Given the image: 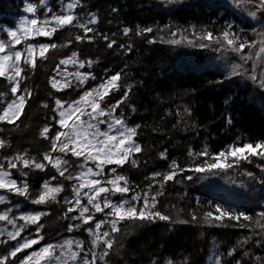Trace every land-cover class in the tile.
<instances>
[{
    "label": "trees",
    "instance_id": "1",
    "mask_svg": "<svg viewBox=\"0 0 264 264\" xmlns=\"http://www.w3.org/2000/svg\"><path fill=\"white\" fill-rule=\"evenodd\" d=\"M67 2L69 0H0V39L7 41V32L16 31L21 19L28 15L51 21L53 14L65 11ZM257 3L258 0H179L177 3H168L167 0H81V6L72 11L81 23L92 15L96 16L97 23L89 25L95 29L88 33L91 41L87 38L76 41L75 37L83 36L84 31L74 24L59 29L51 37L33 36L16 45L22 52L28 43L37 45V48L40 44L53 43L58 47L49 50L47 59L37 56L35 70L26 69L28 78L21 87L26 85L32 97L15 124L0 123V139L6 142L5 147L0 148V163L6 164V157L27 153L47 167L42 171L23 168L20 164L11 170L13 177L28 182L33 196L42 190L45 181L50 186L63 184L64 191L56 202L43 205L32 204L24 197L6 191L0 192L6 196L5 202L0 204V214L7 213L17 226L0 221V259L8 256L6 264H19L40 246H58L69 238L83 241L86 249L91 247L90 235L84 231L87 225L79 231H67L69 224L80 223L65 218L70 205L64 202L65 197L73 199L71 186L78 181L65 180L47 161H43V155L50 152L51 147L39 133L45 124L49 125L51 135L61 130L57 123L58 112L52 111L56 107L55 99L79 100L85 91L120 73L118 83L121 90L111 92L102 107L115 104L131 87L128 99L114 115H122L128 127L139 125L135 139L142 152L134 154L138 166L128 163L117 169L127 177L133 192L123 197L117 194L112 199H130L136 192H148L149 196L163 192L157 197L156 208L172 219L122 222L119 225L121 231L113 234L116 243L109 257L105 258L107 264H168L169 261L172 264H215L210 263L213 257H219L221 264H264V230L254 223L240 227V224L248 223L243 219L239 222L225 219L212 225L203 220L207 211L216 215L217 207L233 213H245L254 220L258 218V214L264 211V171L256 164H264V161L253 157V163L242 162L239 167L234 165L227 171L197 172L194 168L209 157L188 155L190 149L202 152L207 147L209 153L215 154L229 145L264 140V87L260 84L264 79V53L260 52L258 43L264 39V13L257 9ZM30 6L35 9L33 14L27 11ZM252 11H256L255 17L249 14ZM229 24L234 32L249 41H257L256 46H246L237 55L210 41H199L193 34L194 30L198 34L207 29L219 36ZM125 27L131 30L127 36L123 34ZM147 28L153 31L138 34ZM172 32L177 35L173 37ZM105 35L108 40L103 39ZM181 36L187 39L179 44L161 40L180 39ZM111 40L116 44L108 48ZM152 40L155 42L150 43ZM188 40H192L195 46ZM200 43L209 46L200 47ZM72 52L77 53L78 61L85 62L84 68H79V63L59 64L60 60L71 57ZM242 56L250 59H242ZM89 60L93 61L91 67L87 65ZM75 69L80 73H90L96 79L89 78L79 85L76 77L72 76V87L60 89L57 85V88H52V77L56 79L65 73L62 70L71 73ZM253 74L256 80L251 79ZM8 89L9 82L0 78V91L7 94L5 101L12 98ZM45 103L48 108L43 107ZM162 152L165 158L161 157ZM52 155L64 154L53 152ZM64 158L72 164L69 171L77 175L83 158L77 159L70 154ZM173 161L183 169L177 170L173 180L164 182L162 176L153 178V173L172 171ZM87 167L94 168V165L89 162ZM112 167L116 166L106 167L104 178H111L109 171ZM21 170L27 176L22 177ZM246 171H251L253 177L247 176ZM36 212L44 213L39 222L41 227L25 224L20 219ZM78 214L76 211L68 216ZM193 214L196 221L192 220ZM96 217L103 219L100 214ZM179 220L188 223H179ZM20 225H24L20 237L11 239L8 233H14ZM108 230L107 224L101 228V231ZM40 237L43 239L39 244L25 249L16 257L9 255L17 242ZM245 238L248 242L242 244ZM233 249L235 254L229 256L228 252ZM97 264L104 262L97 261Z\"/></svg>",
    "mask_w": 264,
    "mask_h": 264
},
{
    "label": "snow or ice",
    "instance_id": "2",
    "mask_svg": "<svg viewBox=\"0 0 264 264\" xmlns=\"http://www.w3.org/2000/svg\"><path fill=\"white\" fill-rule=\"evenodd\" d=\"M168 3H177L179 0H167ZM251 2V0H250ZM81 6V0H69L65 5V11L59 14L52 15V21L54 26L49 27V21L38 26L37 19H32L27 22L26 26H23L19 32L8 31L7 41L0 39V78H4L9 82L8 91L11 94L10 99L4 100L7 95L5 92L0 91V123L15 124L24 113L25 106L29 99L32 97V92L25 85L21 87L22 82L28 78L26 69L35 70L37 67V45L28 43L24 52L17 49L15 46L20 45L22 42L27 41L33 36H47L51 37L59 29L75 26L83 29L84 35H77L76 41H82L85 38L92 40V37L88 36V33L95 31L89 25L97 23V18L92 15L86 22L81 23L79 17L73 13V9ZM257 9L264 13V0H258ZM28 12H34L33 7H28ZM51 11V9H49ZM252 17L256 16V11L249 13ZM131 30L127 27L123 29V34L127 36ZM151 28L142 29L140 33H151ZM194 35H197L199 41H210L212 44L220 45L225 51H231L240 55L245 47H255L257 41H249L244 38L240 33L232 30V25L229 24L219 36H216L212 31L207 29L202 30L200 33L193 31ZM173 37L177 35L176 32H172ZM103 39L108 40L105 35ZM187 39L185 36H181L180 39L163 40L162 42L169 44H179L182 40ZM71 42V41H69ZM155 42L154 40L149 41ZM189 44H193L192 40H188ZM260 52L264 53V39L259 42ZM116 44L115 40H111L108 44V48H112ZM195 46V45H194ZM200 47H207L208 44L200 43ZM39 58L47 59L46 54L50 49H56L57 44H40L39 46ZM123 47V45H121ZM131 47L129 46V51ZM220 50V49H216ZM259 55V53L257 54ZM23 56V61H22ZM242 59H250V57H241ZM22 62V63H21ZM69 63H79V68L85 67L84 61L77 60V53L72 52L71 57L60 60V65H68ZM93 61H87V65L91 67ZM23 65V66H22ZM236 67H240L237 65ZM253 72H255V65H253ZM76 80L79 85H83L89 78L96 79L95 76L90 73H75ZM121 79V74L117 73L111 75L103 80L97 87L90 91H85L79 100H73L71 102L62 101L61 99H55L56 107L52 109L53 112H58L59 119L57 123L60 126L59 131H56L54 135H51V129L49 125L45 124L41 129L39 135L50 142L51 151L45 152L43 155V161H47L56 171L60 177L65 180L78 181L77 184L71 186V192L73 199L67 197L64 198V202L70 205L65 213V218H70L74 221H80V223L69 224L67 231L72 232L74 230L79 231L82 227L84 231L92 237L91 247L85 248L84 242L80 240L73 241L71 239L65 240L63 244L59 245L61 252L60 255H55V245L48 244L38 251H33L26 255L19 264H67L68 260H71L73 264H97V261H102L107 264L105 260L109 257L110 251L113 249L116 243L114 233L121 231L119 225L124 221H154L159 219L162 221H169L172 219L170 216L163 214L157 210L156 205L158 203L157 197L163 195V192H156L154 195L149 196L148 192L140 194L134 193L130 199H121L114 202L111 197L119 194L121 197L125 196L129 192H133L130 187V182L127 177L118 173L117 169L122 168L125 164L130 163L132 166H138L137 160L134 158V154L142 152V147L136 141L138 135L136 127H128L121 116H116L114 113L116 109L128 99L131 87L123 93V98L118 100L115 104H104L105 98L110 95L111 92L120 91L121 85L118 83ZM251 79L256 80L255 74L251 76ZM52 88H57L60 84L59 81L52 77ZM261 87H264V79L260 81ZM72 87L70 81L60 85V89ZM58 89V90H60ZM22 93V94H19ZM44 108H48L47 103L43 104ZM87 117V119H83ZM53 119H56L53 117ZM107 125V130H102L100 125ZM115 132V134H113ZM6 142L0 139V148L5 147ZM53 152H59L64 154L63 156H53ZM71 155L77 159L83 158V163L79 165L81 171L77 175H73L69 169L72 167L71 162L65 159L64 156ZM162 158H165V153L160 154ZM189 156L193 157H209L202 164L196 166L194 171L200 172L204 170L211 171L213 169H219L220 171H227L233 168V166L239 167L242 162L253 163V157L259 158L264 161V140L256 142H245L242 145H229L225 150L218 153H209L207 147L202 152H193L191 149L188 152ZM6 164L0 163V192H7L19 197H24L31 201L35 205H43L51 202H56L57 197L64 191V185L58 184L56 186H50L48 181L43 184L42 190L33 196L29 189L28 182L13 177L12 169H17L20 164L23 168H35L38 170H44L47 165L43 162L37 161L36 158L30 157L27 153L21 155L17 154L14 157H6ZM91 162L93 167H87V164ZM115 165L110 169L111 178H102L105 176V166ZM256 167L261 171H264V164L257 163ZM86 168V171L84 170ZM172 171L167 174L153 173V178L162 176L164 182L173 180L177 174V170L183 171L181 166L175 161L172 162ZM66 173H68L66 175ZM245 174L249 177H253L251 171H246ZM21 176H27V173L21 170ZM192 177H188L191 179ZM56 179L55 176L52 177ZM123 182V184H121ZM110 186V187H109ZM151 187V186H149ZM163 187V184H161ZM87 190V191H85ZM86 198L87 203H82V199ZM6 200V196L0 194V204H3ZM142 202V204H141ZM105 209L109 211L105 214L110 219L96 220V213H104ZM78 211V215L68 216L69 213ZM216 215L212 211H207L203 214V220L205 223L212 225L214 222H223L225 219L232 221H247V224H240V227H249L254 223L256 227L264 230V211L258 214V218H254L245 213H233L224 210L220 207L215 209ZM44 215L42 212H36L31 215L21 216L20 219L25 224H35L38 227L41 217ZM192 220L196 221L197 217L193 214ZM0 221H7L8 224L16 226V222L10 219L7 213L0 214ZM95 221L94 227L92 222ZM179 223H188L186 220H179ZM107 224L108 231L101 232L103 225ZM24 230V225H20L17 231L9 232L8 236L16 240L20 237L21 232ZM39 239H28L23 243L17 242V245L9 253L11 257H16L18 253L25 249L31 248L33 245H37L40 242ZM248 238H245L241 243H247ZM73 245L77 250H73ZM103 249L100 253L95 251L96 248L101 247ZM83 254V255H81ZM235 254V249L228 252L229 256ZM61 257H65L64 261H61ZM91 257V258H89ZM8 256L0 259V264H6ZM168 264H172L171 261ZM215 264H221L220 258L217 257Z\"/></svg>",
    "mask_w": 264,
    "mask_h": 264
},
{
    "label": "rangeland",
    "instance_id": "3",
    "mask_svg": "<svg viewBox=\"0 0 264 264\" xmlns=\"http://www.w3.org/2000/svg\"><path fill=\"white\" fill-rule=\"evenodd\" d=\"M30 13V12H29ZM31 14H33V12H31ZM32 19H36V18H34V17H30L29 15L28 16H26V17H23L22 19H21V21H20V23H19V25H18V28H17V32H19L20 30H21V28L23 27V26H26L27 25V22L28 21H30V20H32ZM38 20V19H37ZM44 21L45 20H38V22H39V24H38V26H40V25H42L43 23H44ZM52 24H54V21H49V27H52V26H54V25H52ZM50 25H52V26H50ZM36 52H37V56H39L38 55V53H39V48H37L36 49ZM63 72H65V73H61L57 78H56V80L57 81H59L60 82V84H58V85H61V83H64L66 80L67 81H70V80H72V76H75V73H77L78 72V70L77 69H75L73 72H68L67 70H62ZM70 77V78H69ZM83 119H87V117H84ZM103 125L104 124H102V125H100V128L102 129V130H107V125H106V127L104 128L103 127ZM113 134H115V132H113ZM91 163V162H90ZM108 166H113V165H108ZM106 167L107 166H105V169H106ZM85 171H86V168H85ZM110 172V171H109ZM105 175H106V171H105ZM102 178H104V177H102ZM104 179H106V178H104ZM110 187V186H109ZM85 191H87V190H85ZM114 197H116V196H112L111 197V199L112 198H114ZM113 200V199H112ZM114 202H117V201H115V200H113ZM82 203H87V201H86V198H84V199H82ZM109 211V209H105V212L104 213H96V214H100V215H102L103 216V219H110V217H107L105 214L107 213ZM78 212V211H77ZM96 220H99L97 217H96ZM94 223H95V221H93L92 222V226L94 227ZM101 231V230H100ZM101 232H103V231H101ZM69 239H71V240H73V241H76L74 238H69ZM69 239H67V240H69ZM90 240H92V237L90 236ZM64 243V241L62 242V244ZM45 246V245H44ZM44 246H40L39 248H37L35 251H38L40 248H42V247H44ZM88 248H89V246H88ZM103 248V245H101V247H99V248H96L95 249V251L97 252V253H100V249H102ZM73 250H77L76 248H75V245H73ZM33 252V251H32ZM60 252H61V249H60V247H59V245L56 247V251H55V255H57V256H59L60 255ZM31 253V252H30ZM30 253H28V254H30ZM65 260V257H61V261H64ZM216 261V258L215 257H213L212 259H210V263H213V262H215ZM72 261L71 260H68L67 261V264H70ZM77 263H78V261H77ZM52 264H55V261H53L52 262Z\"/></svg>",
    "mask_w": 264,
    "mask_h": 264
}]
</instances>
